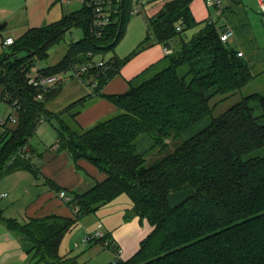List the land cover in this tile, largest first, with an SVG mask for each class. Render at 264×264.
I'll return each mask as SVG.
<instances>
[{
  "label": "trees",
  "instance_id": "trees-1",
  "mask_svg": "<svg viewBox=\"0 0 264 264\" xmlns=\"http://www.w3.org/2000/svg\"><path fill=\"white\" fill-rule=\"evenodd\" d=\"M194 1L167 2L149 18L152 33L148 31L140 49L152 39L168 46L200 25L191 10ZM132 2L113 0L114 21L100 36L94 28L93 10L84 5L57 22L29 29L0 57V101L7 102L17 118L15 128L0 140V178L18 170L42 178L31 157L22 155L20 149L29 144L41 120L52 119L59 123L57 150L68 152L74 162L87 160L107 175L105 181L66 201L73 211L71 218L51 216L26 226L1 216L0 221L38 263L80 264L77 257L61 254L65 236L84 218L125 194L133 204L129 218L146 220L153 230L132 258L118 257L108 264H264V155H253L264 152V95L245 97L152 165L146 166L145 155L139 152L141 138L150 142L151 149L165 151L170 140L177 141L213 116L214 98L220 96L223 102L256 78L239 51L221 41L227 26L204 22L191 40L182 39L159 64L167 62V67L142 82L159 65L145 72L125 94L106 96L120 113L91 128L84 129L76 120L80 112L76 108L83 102L60 115L47 111L63 83L36 99L39 91L29 85L28 74L38 62L48 60L51 48L74 29L84 32V38L69 46L59 64L38 70L44 75L69 71L75 64L114 51L135 13ZM136 53L124 60H107L109 68L91 71L84 82L90 80L100 91ZM44 180L58 195L64 192ZM186 189H194V195L173 208L169 195ZM95 241L118 254L109 233Z\"/></svg>",
  "mask_w": 264,
  "mask_h": 264
},
{
  "label": "crops",
  "instance_id": "crops-1",
  "mask_svg": "<svg viewBox=\"0 0 264 264\" xmlns=\"http://www.w3.org/2000/svg\"><path fill=\"white\" fill-rule=\"evenodd\" d=\"M170 1L173 0L149 1L145 7L146 13L152 18ZM195 1L191 5V10L194 18L198 20L194 8ZM67 3V0H0V27L6 24V27L0 30V57L6 55L9 51V47L4 46V41L7 38L18 40L29 29L52 24L61 20L64 16L82 10L84 7L72 10L71 12L70 8L65 6ZM139 3L140 0H137V4ZM231 4L242 5V2L228 0L225 4V9L219 15L214 18L211 17V15L205 16L204 22L213 20L218 27L220 26L219 22H221V26H227L233 30L234 37L229 42V45L233 46L236 44L235 35L237 29L236 26L233 28L230 26L229 21L231 20L224 15ZM67 8H69V12L65 11ZM142 10L143 9L140 7L135 8V11L139 12L136 14L134 13V16L141 14ZM203 26L204 24H202V28ZM141 39L142 38H140L135 45L139 43ZM144 41H142L135 50L134 53L137 52L135 56L122 67L120 74L109 81L100 91L96 90V84H92L90 80L82 82L73 77H68L63 82L59 94L47 104V111L54 115H60L67 109L76 105V103L83 102L82 106L76 108H80L76 120L84 129L91 128L98 122L119 114L120 109L105 97L127 93L131 89L132 84L135 83L142 74L152 70L164 61L167 56L165 53L166 48L174 51L177 45L172 41L168 46H165L156 43V41L152 39L146 45V48L140 49ZM232 48L236 49L234 46ZM237 50L241 51V48H237ZM131 53L132 52H126L124 54L114 53L115 55L113 57L124 60L128 58L127 56ZM56 65L44 67L36 66L35 69L41 70ZM5 103L8 104L7 102ZM0 116L1 118L2 116H7V118H3L5 121H7L10 116H14L15 121L17 120L16 113L12 107L11 112L7 113L3 110V114L0 113ZM15 121L10 122L12 123L11 126H13V122ZM3 129L4 132L5 130H11L8 124L3 127ZM58 132L59 123L56 119L45 121L39 124L29 141L31 150L30 157L32 162L39 168L42 178H36L31 172L25 170H18L0 178V216L3 220L26 226L32 220H42L51 216L62 218L73 217V211L71 207L67 205L66 200L61 199L59 195L46 184L44 179L52 181L60 190L66 192L69 198H71L72 194H82L93 188L97 183L106 180L107 175L91 162L84 159L74 162L68 152L58 151L56 148ZM116 200L109 204L116 202ZM109 204L103 206L96 212L100 214V219H103L102 222H98L97 228L100 224L103 225V230L111 235L112 242L119 248L122 254L118 256L114 251L105 249L104 247L103 251L97 250L101 259L106 261L105 264L116 261L118 257L122 260L132 258L139 251L141 242L153 230V227L148 221H141L137 216H131L132 219L129 222L124 219L119 220L120 215L116 218L111 216V211L108 207ZM130 207L132 209V202ZM143 224H145L144 229ZM131 230L136 233L132 244L127 241L130 239ZM65 238L61 247L66 240ZM77 244H80L82 248H86L80 241L75 242V247H77ZM81 246L78 248L80 249ZM0 264H42L34 260L33 255L26 251L18 237H16L1 221Z\"/></svg>",
  "mask_w": 264,
  "mask_h": 264
},
{
  "label": "rangeland",
  "instance_id": "rangeland-1",
  "mask_svg": "<svg viewBox=\"0 0 264 264\" xmlns=\"http://www.w3.org/2000/svg\"><path fill=\"white\" fill-rule=\"evenodd\" d=\"M68 3L65 5L69 7L71 12L72 10H77L84 5V0H67ZM152 0H140V3L137 4V0H133L132 5L134 8L140 7L142 8V13L138 15H132L127 26L125 35L122 41L118 44L114 51L108 52L105 55H100L97 57V61L99 60H109L115 54H124L126 52H132L133 54L135 50L138 48L139 44L145 40L148 36V31L152 33V30L149 29V16L146 13L145 7L147 3ZM156 1V0H154ZM228 0L225 1V4ZM237 2H242V5H234L231 4L230 8L225 12L226 18H229L230 26L233 28L236 26V44L233 46L237 48H241L244 56L243 58L249 63L253 75L256 78L245 86L242 90L230 96L227 100L221 102V97L218 96L212 100V105H216L214 109L213 116H208L204 118L202 121L194 125L188 132L183 134L177 141L170 140L169 147L164 150L159 149H151L149 141H142L143 138L139 140V152L145 155L146 158V166L152 165L155 161H158L165 157L167 154L173 152L179 144H181L186 139L195 135L199 131L203 130L207 126L210 125L213 118H218L222 114H224L228 109H230L235 104L242 101L245 97L252 94H262L264 95V9L261 8L257 0H236ZM64 6V7H65ZM73 6V7H72ZM69 8L65 9V11L69 12ZM197 23L200 25L195 26L184 33L181 36L174 39V43L177 44L176 48L180 45L182 39L183 40H191L201 29L202 24L204 22L205 16L211 15V17H216L221 13V10L216 8L208 7L205 4V0H196L194 4ZM221 22L219 25L221 26ZM241 26H244L243 28ZM243 29V30H242ZM153 37V35H152ZM84 38V32L82 29H74L71 32L65 35V39L58 45L51 48L49 51L50 57L46 62H38V67H44L48 65H56L58 64L67 54L68 48L72 43L80 41ZM141 41L135 45V43L140 39ZM135 45V46H134ZM231 45V47H233ZM115 53V54H114ZM128 55L127 57L131 56ZM168 63L165 62L158 66L157 69L150 72L143 80H147L161 71L163 68L167 67ZM141 82V83H142ZM3 110L7 113L11 112V107L5 102H0V113L3 114ZM115 116V115H113ZM111 116V117H113ZM3 118H7V116H2ZM110 118V117H108ZM107 118V119H108ZM12 123H8V127L13 129L17 123V121ZM13 127V128H12ZM86 129V128H85ZM88 129V128H87ZM7 130H5L2 126H0V140L3 138ZM142 141V142H141ZM253 155H264V152L257 151ZM116 202L109 204L110 215L115 218L120 215L119 220L131 221L132 217H130L131 210V200L127 195H122L117 198ZM99 213L92 214L89 217L83 219V221L69 234L66 235V240L61 247V254L69 255L70 257H78V261L80 264H105L106 261L101 259L100 254L97 253V250L103 251V246L96 241H92L86 244V248L79 249L75 247V242L80 241L81 239L87 235H94L98 222H102L103 219H100ZM145 228V224H143V229ZM136 233L131 230L130 239L127 241L132 244L134 242V238ZM129 260V259H128ZM127 261V260H124Z\"/></svg>",
  "mask_w": 264,
  "mask_h": 264
},
{
  "label": "built area",
  "instance_id": "built-area-1",
  "mask_svg": "<svg viewBox=\"0 0 264 264\" xmlns=\"http://www.w3.org/2000/svg\"><path fill=\"white\" fill-rule=\"evenodd\" d=\"M206 5L211 8H216L218 10H222L225 6L226 0H205ZM259 5L262 9H264V0H257ZM112 3L113 0H84V5L91 8L94 13V28L97 31V35H101V31L110 23L114 21V17L112 14ZM139 11H135V14ZM178 31H181V28H178ZM234 37V31L230 28H226L220 36V39L223 43H229L231 39ZM15 40L13 38H7L4 41L5 47H10L13 45ZM166 55H169L172 53V50L169 48L165 49ZM239 57H243V52L239 51L238 53ZM109 68V65H107V61L105 60H93L89 61L85 64H75L69 71H61L59 73L53 74V75H44L40 73L38 70L33 68L31 72L28 74V83L32 87L36 88L39 91V94L37 96L38 99H42L44 93L50 91L51 89L56 88L60 84H62L68 77H73L74 79H78L82 82H84L85 76L88 75L91 71L96 69H105ZM11 121H15L14 116L11 117ZM44 120H41L40 123H43ZM6 123L4 119L0 116V126H3ZM20 153L22 155H25L27 158L31 155V150L29 147V144L25 145L22 149H20ZM59 197L61 199H65L66 201H69L70 198L66 195L65 192H60ZM106 235V232L103 230V225H99L96 229L94 235H87L85 236L81 244L85 245L89 242L104 239ZM80 244H77V247H79ZM122 254L121 251L118 252V256Z\"/></svg>",
  "mask_w": 264,
  "mask_h": 264
},
{
  "label": "water",
  "instance_id": "water-1",
  "mask_svg": "<svg viewBox=\"0 0 264 264\" xmlns=\"http://www.w3.org/2000/svg\"><path fill=\"white\" fill-rule=\"evenodd\" d=\"M5 27L6 24L2 25L0 27V30H3ZM193 195H194V189H186L179 192L171 193L168 197V200L173 208H179Z\"/></svg>",
  "mask_w": 264,
  "mask_h": 264
}]
</instances>
